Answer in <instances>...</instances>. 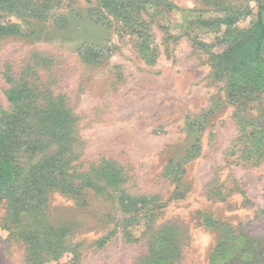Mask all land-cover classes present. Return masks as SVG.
Returning <instances> with one entry per match:
<instances>
[{
  "label": "rangeland",
  "instance_id": "rangeland-1",
  "mask_svg": "<svg viewBox=\"0 0 264 264\" xmlns=\"http://www.w3.org/2000/svg\"><path fill=\"white\" fill-rule=\"evenodd\" d=\"M260 6L0 0V106L31 148L0 264H28L43 228V264H264V49L255 79L220 66Z\"/></svg>",
  "mask_w": 264,
  "mask_h": 264
},
{
  "label": "trees",
  "instance_id": "trees-1",
  "mask_svg": "<svg viewBox=\"0 0 264 264\" xmlns=\"http://www.w3.org/2000/svg\"><path fill=\"white\" fill-rule=\"evenodd\" d=\"M259 10L257 22L252 29L242 38L238 37L232 42L228 52L220 59V66L225 67L230 76H244L250 73L247 78H256L255 86L264 85V72H259L255 78L252 76L254 71L263 68L261 54L264 49V6H260ZM237 22L234 19H227L224 24L232 26ZM246 72L247 74H244ZM9 101L16 103V93H10ZM24 128V117L18 109L8 113L0 106V204L13 216L16 224L20 223V216L28 207L27 201L31 194L19 181L17 171L20 154L31 149L30 146L22 148V141H25L27 134ZM55 234L53 230L43 228L37 232L35 238L27 240L28 264H43L55 257L52 255L58 252L51 248V239L56 236ZM52 251L53 254L50 255Z\"/></svg>",
  "mask_w": 264,
  "mask_h": 264
}]
</instances>
